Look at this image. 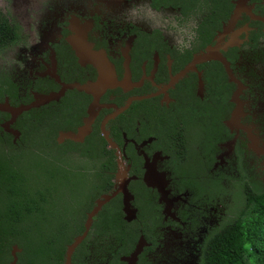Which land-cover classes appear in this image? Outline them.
I'll use <instances>...</instances> for the list:
<instances>
[{
  "label": "flooded vegetation",
  "instance_id": "obj_1",
  "mask_svg": "<svg viewBox=\"0 0 264 264\" xmlns=\"http://www.w3.org/2000/svg\"><path fill=\"white\" fill-rule=\"evenodd\" d=\"M2 4L17 38L3 49L7 71L0 70L15 96L0 100L29 103L34 93L72 83L91 91L65 87L56 100L23 111L9 125L15 138L2 129L9 115L0 111V135L17 146L20 125L32 121L40 130L23 135H40L39 151L91 150L110 176L108 185H91L79 207L62 193L58 199L72 203L59 213L63 229L0 238V264H202L221 224V213L214 225L206 217L221 196L235 199L245 185L264 190V0ZM68 39L84 49L82 58ZM100 76H109L102 88L94 85ZM86 125L81 141L61 136ZM103 195L111 196L85 229ZM167 231L174 235L165 243ZM42 233L52 244L38 243Z\"/></svg>",
  "mask_w": 264,
  "mask_h": 264
},
{
  "label": "trees",
  "instance_id": "obj_2",
  "mask_svg": "<svg viewBox=\"0 0 264 264\" xmlns=\"http://www.w3.org/2000/svg\"><path fill=\"white\" fill-rule=\"evenodd\" d=\"M16 36L15 24L10 23L0 12V52L13 43ZM1 83L0 78V97L5 94L13 101L14 92L8 87L3 88ZM38 126L32 121L29 125H20L21 138H24L17 146L10 142L7 135H0L2 239L7 237L14 240L20 236L17 233L44 225L48 229L50 227L48 233L53 232L56 227L63 229L64 225L59 223L66 219L63 218L64 212L59 213L63 208L72 207V203L69 205L64 199H58L64 193L60 190L61 185L67 189L64 194L70 196L77 207L80 206L78 200L85 196L86 191L88 195L91 185L97 181L108 185L110 175L107 168L102 163L101 168H97L93 161L97 156L91 150L88 152L84 148L77 149L80 148L78 146L62 145L58 149L54 145L51 153L39 151L42 137L23 135L29 132L38 133ZM69 153L75 155L71 157ZM71 177L83 178L85 186L78 198L72 190L73 184L66 181ZM243 188L239 197L231 203L232 206L235 204L236 213L225 219L208 237L207 248L201 255L202 264H264V190L254 191L246 185ZM57 214L60 217L56 218ZM50 237L52 235L42 233L39 240H45L38 243L52 244Z\"/></svg>",
  "mask_w": 264,
  "mask_h": 264
},
{
  "label": "water",
  "instance_id": "obj_3",
  "mask_svg": "<svg viewBox=\"0 0 264 264\" xmlns=\"http://www.w3.org/2000/svg\"><path fill=\"white\" fill-rule=\"evenodd\" d=\"M68 41L72 44V46L75 48L76 54L79 57H83L84 55V49L83 48H78L76 45L73 44V42L71 41V39H68ZM109 76H100L97 81L94 83L95 87H104L105 85H107V81H105V79H107ZM111 78V77H110ZM76 86L77 89L83 90L85 92L87 91H91L90 86H86V85H78L75 83L72 84H63L62 88H60V90L55 91V92H48L46 94H39V93H34L33 95V101L29 102V103H19V104H10L8 102L7 97H4L2 100H0V111L2 112H6L9 115L8 120L4 121L1 123V127L4 131H8L10 133H12V135L14 136V138L18 135V130L13 129V128H9V125L13 122V120L23 111L28 110L29 108L33 107V106H37L41 103H45L47 101L50 100H56L62 93L63 88L65 87H73ZM85 124L87 123L88 125V121L84 122ZM87 125L85 128L78 129L77 132H67V133H61V136H64L67 139H71L73 141H81L82 137L84 136V134H86L88 132L87 129ZM109 141V140H107ZM148 184V183H147ZM111 195H103L101 197V199H97L96 200V204L95 206L92 207V209L88 212L87 214V219L86 222L84 224V228L86 229L88 227V221L91 217V215L93 213H95L97 211V209L99 208V206L106 201ZM80 237H78L75 241H78ZM74 244V242L71 243L70 247H72V245ZM70 248H68L67 250V256L69 254ZM68 262V258L65 260L64 264H67Z\"/></svg>",
  "mask_w": 264,
  "mask_h": 264
},
{
  "label": "rangeland",
  "instance_id": "obj_4",
  "mask_svg": "<svg viewBox=\"0 0 264 264\" xmlns=\"http://www.w3.org/2000/svg\"><path fill=\"white\" fill-rule=\"evenodd\" d=\"M2 3H3V0H0V8H2V9H0V12L3 13L5 17H7V16H9L10 12H7V11H5V9H3L4 5ZM3 11H5V12H3ZM7 62H8L7 52L5 50H3L2 52H0V70H6V67L4 65ZM22 84H23L22 82L20 84H18V86H20L19 88H21V86H23ZM69 154L71 155V157H73V155H75L73 153H69ZM253 169H254V167L248 168L247 173L248 174L251 173L253 171ZM82 179L80 177H75V178L71 177V179L66 180L69 184H73L72 190H73V192L77 198L81 195V193L84 190L83 186H85V184H84V181ZM230 188H231V186L229 184L227 189L229 190ZM60 190L64 191V193H67L66 192L67 189H64V186H62V185H61ZM230 197H231V195L227 192L225 193V196H221L222 200L219 203V206L216 205L215 208L212 210L213 214L206 217V221H205L206 226L208 225L209 221L212 225H214L215 221L219 218L220 213L221 214H220L219 224L222 223L225 219L229 218L234 213H236V212H234L235 211V204L232 206L230 203V206L228 207V209L226 208L227 207L226 203H229L233 200V197L231 200H230ZM211 224H209L208 226H210ZM170 235H174V232L167 231V234L165 235L163 242H165V243L171 242L169 240L171 238Z\"/></svg>",
  "mask_w": 264,
  "mask_h": 264
}]
</instances>
